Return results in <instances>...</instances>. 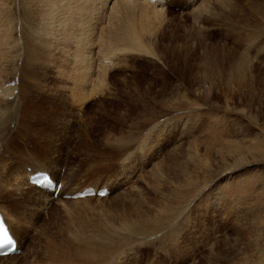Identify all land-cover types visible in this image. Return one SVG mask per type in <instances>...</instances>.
<instances>
[{
    "label": "rangeland",
    "instance_id": "obj_1",
    "mask_svg": "<svg viewBox=\"0 0 264 264\" xmlns=\"http://www.w3.org/2000/svg\"><path fill=\"white\" fill-rule=\"evenodd\" d=\"M31 2H0L12 47L0 61V121L11 115L0 181L21 179L17 168L32 160L54 176L73 173L68 190L113 187L104 199L58 197L45 212L23 200L33 189H21L17 208L5 197L0 205L24 224L13 223L19 256L0 264H264V0H217L199 19L180 7L148 13L139 26L150 31L140 35L150 54L100 56L109 58L105 86L84 100L71 94V64L53 65L54 53L13 89L24 25L27 34L40 23ZM243 51V81L230 83ZM83 66L74 85L88 91L94 76Z\"/></svg>",
    "mask_w": 264,
    "mask_h": 264
},
{
    "label": "bare ground",
    "instance_id": "obj_2",
    "mask_svg": "<svg viewBox=\"0 0 264 264\" xmlns=\"http://www.w3.org/2000/svg\"><path fill=\"white\" fill-rule=\"evenodd\" d=\"M19 1L21 4L20 6H22L23 4L26 3L27 0H19ZM0 2H2V0H0ZM216 2H217V0H213L212 2H211V0H183V2H181L179 0H169V2L159 1V2H154L152 4V3L148 2V1H144V0H32V2L30 3V6H35V4H37L38 15H40V17H41L40 23L36 24V25L35 24L32 25L30 28V31H27L28 32L27 34L25 33V31H26L25 29H28V28L25 27L26 25L22 24V25H24V28H23L24 32L21 35V40H22V46L25 45V48H22V62L20 64V68L18 71L19 78H18L16 86H14L13 89L15 90V89H19L21 87V90H22L24 88V87L22 88V86H23V84L25 85V83H24V81L26 80L25 77H26L28 72L32 73L33 69L34 70L37 69L38 66L36 65L37 64L36 61L38 60V58H40V56H44V55L49 56L50 53H54L57 56L55 57V60L53 61V65L55 62L61 60L63 57L66 58V60L69 62V64H71L72 69H70V71H68L69 75L66 76V78L73 80V82L70 84L71 90H72L71 94L74 93V91H80V93L79 92L78 93L81 96L83 95L82 96L83 99H81V97H80V99L84 100L87 97H90L92 94H94V92H96V91L98 92L99 89L103 88V85L105 86L104 80H105V76H106L107 72H104V69H101L102 67H104L102 65V60L103 59L109 60V58L104 57V58L100 59V56L109 55V54L113 53L114 51L115 52L118 51V53H119V51L121 52L123 50H126V51L129 50V52H131V51L132 52H141V53L144 52V53L150 54L151 51L148 52V50H150V49H148L147 47L145 48L143 45L144 42L140 39V35L142 32L143 33L148 32L147 34H150L149 33L150 31L147 28L142 29L139 26V25H142V26L145 25L144 22H145V19L147 18L148 13H150L152 11H157L159 13L161 12L162 14H164L163 10H164V12H168V11H170V8L180 7L181 10H188V14L191 13V15L193 16V19H199L200 15H203L204 13L211 15L212 11H213L211 5L212 4L214 5V3H216ZM139 5H145L146 7L148 6L147 8L149 10L147 8H145L144 6L141 7ZM189 5H191L190 9L188 8ZM5 6H4V9H5ZM139 7L147 10V11L141 10V11L145 12V13H141L142 17H140V15L139 16L137 15V10H139L138 9ZM1 12H2V10H1ZM1 12H0V61L3 59L2 54H4V51L6 49H12V47L10 46L9 39H8L9 38L8 37V30L9 29L6 26L8 29L6 32L5 31L6 27L3 28L4 23H5L4 20H7V19H4L2 17ZM6 13L7 12H5V14ZM149 19H148V21H149ZM150 21H151V19H150ZM145 23L147 24V22H145ZM11 27H13V26H11ZM148 37H150V36L148 35ZM93 40L97 41V43H99V41H101V45H97L95 47V49L92 51ZM38 42H39L40 46H42V47L37 48V50H38L37 51V50H35V47H36V43H38ZM12 44H14V43L12 42ZM94 44H96V43H94ZM102 47H104V48L106 47L107 50L103 51ZM46 50H48V51H46ZM19 52H20V50H19ZM68 52H70V54ZM67 57H69V59ZM78 63H79V65L80 64L84 65L83 67L85 68L84 71H85V75L87 76V78L89 76H91V77L94 76V81H91L92 84L91 85L87 84L88 85L87 86L88 91H86V89H85L86 84H85L84 80H83V82L85 85L83 84L82 81L81 82L83 85H80L79 87L77 85H74L75 83L78 82V79H79L77 76ZM246 66H247V57L245 56L244 51H243V54L239 56V61L236 65V67L232 69V70H235V73H237V74L234 75V72H231L229 82L230 83H234V82L239 83L240 80L243 81V77H241V73H244ZM56 68H54L52 66L51 69H53L54 72H58L56 70ZM80 69L82 70L81 67H80ZM106 70H107V67H106ZM78 73L81 76V73L80 72H78ZM236 76H237V78H236ZM83 77H84V74H83ZM101 81H103V82L101 83ZM13 83L14 82H12V84ZM26 83H27V81H26ZM89 91H91V93ZM36 93H37V90H36ZM88 93H90V94H88ZM6 115H7V117H11V115H9V113ZM6 118L3 122L0 121V132L4 131L6 128V125H5V122L7 120ZM10 120H11V118H10ZM21 122H19V123L21 124ZM22 123H24V122H22ZM6 124H7V122H6ZM20 127H22V126H20ZM33 158H34V156H33ZM43 160L47 161L46 156H45V158H43ZM43 162L46 163L45 161H43ZM36 163L37 162H35V164ZM35 164L31 160L29 165L23 164L22 165L23 167L17 168L18 171L22 175L21 179L15 175H11V177L9 176L10 177L9 178L7 175V178H8L7 181L1 180L2 181V187L4 184L7 186H10L11 189L8 191L2 187L0 188V201L4 200L6 197L11 201L12 206L16 207L17 201L19 200V199H17V197L21 195V189L22 190L24 189V191H25L24 187H26V188H29L30 190L33 189L36 192L35 194L37 196L36 197L35 196L34 197H28L27 194H26V196L22 195V197L25 196V198L23 200H25V199H27L29 201L31 200L32 202L36 203V205L38 206L37 209L45 212L44 209H48L50 207V205H52L51 203H55V200H57L58 197H59V200H61L62 196L73 195L74 193L79 192L80 190H82L83 188H85L87 186H93V187H96L98 189L100 187L106 186V185L101 186L97 183H96L97 185H95V184H84L83 186H80V187L76 186V188L68 190V187L72 184L71 181L73 180V179L70 180V177L74 178L73 173H71L70 175L66 174L67 176H65L64 175L65 171H64V174L60 175V172H61V167H60L58 175L54 176L49 171L50 170L49 167L38 166ZM26 167H31L30 168L31 173L39 172V171L46 172L49 174L50 178L52 179V181H54L55 184H58V183L61 184V189H60L58 195L56 196V198L53 197L52 193H48L46 191L36 189L35 187L27 184L28 173H26V170H25ZM3 172H4V170H3ZM56 174H57V172H56ZM7 186L5 188H7ZM109 187L112 190L113 184H110ZM105 188L107 190H110L107 187H105ZM1 196H3L4 198H2ZM8 199H6V200H8ZM83 199L89 200L88 198H83ZM95 199L97 200L99 198H95ZM64 200H65V198H64ZM78 200H81V199L72 200V199L68 198L66 201H78ZM30 204H31V202H30ZM25 205H26V203H25ZM28 206H29V204H28ZM23 207H24V205H23ZM5 208H6L5 206L0 205V214L2 215L4 222L8 227L10 235L13 237V239L16 242L17 249L20 250L22 247L21 240H20L21 238H19V236H17V234L15 233L16 227L15 228L13 227L14 222H12V220H11L12 218H10L12 215H9ZM16 208H15V210H16ZM29 208H30V206H29ZM29 208H27V210ZM33 208H35V207H33ZM20 209H21V207H20ZM20 209H18V210H20ZM29 211L33 212L32 209ZM36 211L37 210H35V212ZM36 214L38 215L39 213L36 212ZM36 214H34V215L37 217ZM18 215H20V212ZM32 215H30V216H32ZM35 216L33 218H36ZM21 217H23V216H21ZM14 218L17 222L19 221V219L16 218V216H14ZM20 219H22V218H20ZM23 219H24V217H23ZM170 220H171V218H170ZM30 221H31V217H30ZM20 223H22V222H20ZM20 223H18V224L14 223V224L16 226H19ZM27 223L28 222H26V224ZM22 224H24V223H22ZM168 224H169V222H168ZM142 225H144V224H142L140 222L136 227H140ZM127 227H129V225ZM144 227L146 228V226H144ZM160 228H162V227H160ZM143 229L141 230V232L144 231ZM162 229H160V230H162ZM174 232H176V230H174ZM144 234H145V232H144ZM15 256H19V255L0 257V259H3V260L14 259ZM29 264H31V263H29Z\"/></svg>",
    "mask_w": 264,
    "mask_h": 264
},
{
    "label": "snow or ice",
    "instance_id": "obj_3",
    "mask_svg": "<svg viewBox=\"0 0 264 264\" xmlns=\"http://www.w3.org/2000/svg\"><path fill=\"white\" fill-rule=\"evenodd\" d=\"M41 179L48 180V177L42 176ZM5 245L9 247H14V241L12 238L8 235L7 231L0 227V248H3Z\"/></svg>",
    "mask_w": 264,
    "mask_h": 264
}]
</instances>
